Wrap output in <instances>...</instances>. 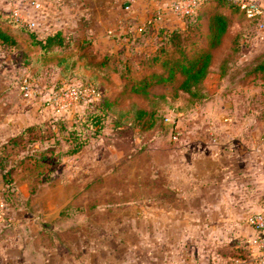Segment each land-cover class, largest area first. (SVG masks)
I'll return each mask as SVG.
<instances>
[{
  "label": "rangeland",
  "instance_id": "1",
  "mask_svg": "<svg viewBox=\"0 0 264 264\" xmlns=\"http://www.w3.org/2000/svg\"><path fill=\"white\" fill-rule=\"evenodd\" d=\"M257 1L264 7V0ZM42 2L43 9H54L64 19L62 23L52 24L51 29L63 27L74 38H88L97 53H108L120 62L126 57L137 60L143 56L153 34L152 24L169 27L185 24L184 16L172 11L171 0ZM17 4L23 8V0H0V11L11 14ZM147 18L153 21L147 23ZM253 20V34L248 22L238 20L246 33L243 36L245 52L232 65L230 73L220 79L211 98L187 105L179 98L170 100L160 110L159 125L148 130L136 127L128 115L110 111L104 117L101 131L90 136L72 154L66 152L73 145L71 141L66 142L65 138L57 141L54 136L46 140L38 137L51 134L54 126L50 124H55L59 116L75 120L81 115L85 101L60 109L51 95L58 88L88 83L98 87V81L91 78V68L81 66L73 51L39 55L38 48L27 41L21 48L0 45V156L5 155L15 164L16 186L21 198L28 195L31 185L37 181L38 189L28 205L39 217L52 213L41 220V229L51 248L64 254L68 263L160 264L155 254L152 256L153 239L158 243L156 248L170 251L171 245L165 240L167 235L163 234V224L170 217L151 215L146 210L152 207L147 198L167 196L170 191L161 187L168 149L160 148L177 146L179 139L192 132L187 128L188 123L196 126L200 119L229 122L230 113L215 114L218 109L222 110V103L242 104L245 117L259 116L264 120V69L248 71L252 65L264 62V15ZM138 26L143 29L137 30ZM221 54L222 48L215 58ZM229 83H238L242 88L231 92ZM99 89L104 93L103 87ZM185 119L188 123L183 124ZM40 121H47L49 126L25 136L34 134L35 145L40 144L39 148L44 150V158L36 162L24 157L23 143L14 146L8 140L26 125ZM199 128L214 135L215 126L210 127L209 123ZM1 190L0 197L5 198L6 192ZM172 191L175 193L176 189ZM134 243L139 245L137 254H134ZM244 257L246 264H263L264 259Z\"/></svg>",
  "mask_w": 264,
  "mask_h": 264
},
{
  "label": "crops",
  "instance_id": "2",
  "mask_svg": "<svg viewBox=\"0 0 264 264\" xmlns=\"http://www.w3.org/2000/svg\"><path fill=\"white\" fill-rule=\"evenodd\" d=\"M23 10L39 35L63 19L54 9L37 12L23 3ZM237 84L229 83L228 90L235 92L238 87L239 91L242 87ZM221 106L215 114L230 113L229 122L200 119L191 126L185 119L182 123H188L185 127L192 132L179 139L177 146L160 148L168 149L161 187L170 191L167 196L147 198L152 207L146 209L151 215L170 217L163 224L170 251L156 248L153 239L152 256L160 264H231L229 259L246 264L245 255L260 259L262 254L252 243L259 232L246 219L249 213L264 209V120L245 117L242 104ZM208 123L215 126L214 135L199 128ZM10 204L11 219L0 223V264H73L51 248L41 229L46 213L39 217L19 203ZM134 246L137 254L139 245Z\"/></svg>",
  "mask_w": 264,
  "mask_h": 264
},
{
  "label": "trees",
  "instance_id": "3",
  "mask_svg": "<svg viewBox=\"0 0 264 264\" xmlns=\"http://www.w3.org/2000/svg\"><path fill=\"white\" fill-rule=\"evenodd\" d=\"M254 18L258 17L246 16L234 0H202L184 16V26L152 24L153 34L143 56L137 60L126 57L120 62L108 53L100 55L92 49L88 38H74L63 27H54L39 35L9 12L0 11V45L21 48L27 41L38 48L39 55L73 51L81 60V66L91 68V78L104 88L103 95L95 101H85L81 115L75 120L59 116L55 124H50L54 126L51 134L38 137L46 140L54 136L57 141L65 138L66 142L73 143L66 150L72 154L86 144L90 136L101 131L104 117L110 111L116 110L120 116L128 115L136 127L148 130L159 125L160 110L170 100L179 98L187 105L211 98L220 79L230 73L232 65L245 52L243 36L246 33L238 20L248 22L253 34ZM152 21L153 18L147 23ZM220 48L222 54L215 58ZM262 69L264 62L252 65L248 71ZM47 126V121L30 123L12 135L8 143L14 146L23 143L24 157L40 162L44 158L43 148H39L40 144L35 145L34 134L25 136ZM14 165L5 155L0 156V189L2 193L6 192L7 201L19 203L34 213L28 202L38 189L37 181L31 185L28 195L21 198L16 186L18 170Z\"/></svg>",
  "mask_w": 264,
  "mask_h": 264
},
{
  "label": "built area",
  "instance_id": "4",
  "mask_svg": "<svg viewBox=\"0 0 264 264\" xmlns=\"http://www.w3.org/2000/svg\"><path fill=\"white\" fill-rule=\"evenodd\" d=\"M240 8L244 11L248 17H261L264 15V7L257 0H235ZM202 0H171V9L173 12L179 14L180 16H185L190 14ZM32 10L40 12L43 10V2L40 0H23ZM11 15L29 26L35 29V22L28 18L26 10H23L19 4L13 6L11 10ZM158 17V15H157ZM151 21L150 18H147ZM142 26H138L137 30H141ZM59 89V90H58ZM52 95V100H57L60 109H67L74 106L80 101H88L92 98L100 97L102 91L92 83L71 86L70 88H58ZM55 103V102H54ZM11 207L10 202H8L3 196L0 197V220L4 222L11 219L9 208ZM248 223L259 232V235L253 240V244L262 251L259 260L264 259V209L261 211H254L247 216ZM239 261L234 259L231 264H238Z\"/></svg>",
  "mask_w": 264,
  "mask_h": 264
},
{
  "label": "water",
  "instance_id": "5",
  "mask_svg": "<svg viewBox=\"0 0 264 264\" xmlns=\"http://www.w3.org/2000/svg\"><path fill=\"white\" fill-rule=\"evenodd\" d=\"M54 213V212H53ZM52 213H46V214H43V215H45V216H48V215H51Z\"/></svg>",
  "mask_w": 264,
  "mask_h": 264
}]
</instances>
